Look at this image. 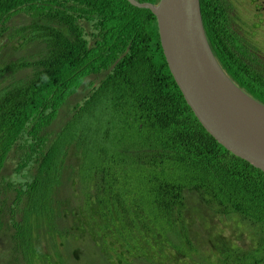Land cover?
I'll return each instance as SVG.
<instances>
[{"label": "trees", "instance_id": "trees-1", "mask_svg": "<svg viewBox=\"0 0 264 264\" xmlns=\"http://www.w3.org/2000/svg\"><path fill=\"white\" fill-rule=\"evenodd\" d=\"M241 1L199 0L203 28L264 105V59L234 33ZM2 194L0 264H71L85 235L100 264H264V172L203 128L155 16L127 0H0Z\"/></svg>", "mask_w": 264, "mask_h": 264}, {"label": "water", "instance_id": "water-1", "mask_svg": "<svg viewBox=\"0 0 264 264\" xmlns=\"http://www.w3.org/2000/svg\"><path fill=\"white\" fill-rule=\"evenodd\" d=\"M155 16L168 69L187 105L221 146L264 172V105L221 69L208 44L199 0H127Z\"/></svg>", "mask_w": 264, "mask_h": 264}, {"label": "rangeland", "instance_id": "rangeland-1", "mask_svg": "<svg viewBox=\"0 0 264 264\" xmlns=\"http://www.w3.org/2000/svg\"><path fill=\"white\" fill-rule=\"evenodd\" d=\"M239 1V0H238ZM256 4H250L247 2V0H242L241 4L238 5L239 9L235 7L237 10V13L239 14V18L236 24L234 33L238 36L239 40L243 41V45L247 48V50L257 57L264 59V0H255ZM256 5V6H255ZM260 6V7H257ZM21 19L17 18L16 22L21 23ZM90 30V27H89ZM16 55L19 58L24 59H31L30 57L33 56V50L32 46H28L27 50H21L16 52ZM81 93H78V95L73 96L69 100V104H67V107L72 106L76 101H79L81 99ZM63 111H59L60 115L57 117L56 120V126L59 125L62 121L60 118ZM18 154L16 153H10L9 157H11V160L7 161L6 166L4 168L3 177L5 179L11 178L15 179L16 174L13 171V167L15 164V159ZM4 186V184H3ZM66 188H69V184L64 185ZM80 190H82V187H79ZM3 194L0 195V198H2ZM79 235V234H78ZM71 242L68 244V246L71 248L70 251L74 248L79 246L81 248L80 255L77 258L71 257V264H100L102 262V255H94L95 252H97V247L94 245V243L90 240V237L85 236H79L77 240H71ZM59 244V241L57 242ZM1 244V239H0ZM58 246L59 253L62 252L63 256H66L65 250L62 249V246ZM52 253V251L50 250ZM93 257V259H91ZM52 264L53 261L57 260V257L55 258L54 255H51ZM2 261H5L2 259ZM1 262V260H0ZM136 264H141L139 261L136 262Z\"/></svg>", "mask_w": 264, "mask_h": 264}, {"label": "flooded vegetation", "instance_id": "flooded-vegetation-1", "mask_svg": "<svg viewBox=\"0 0 264 264\" xmlns=\"http://www.w3.org/2000/svg\"><path fill=\"white\" fill-rule=\"evenodd\" d=\"M247 2L250 3V4H256V5H257V3H256L255 0H247ZM256 5H255V6H256ZM257 7H260V6H257ZM238 19L240 20L239 16H238ZM238 19H237V20H238Z\"/></svg>", "mask_w": 264, "mask_h": 264}]
</instances>
